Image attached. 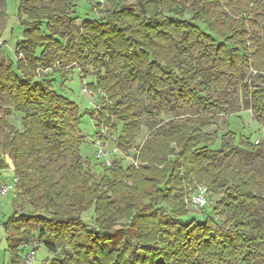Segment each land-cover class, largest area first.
Here are the masks:
<instances>
[{
    "label": "trees",
    "instance_id": "obj_1",
    "mask_svg": "<svg viewBox=\"0 0 264 264\" xmlns=\"http://www.w3.org/2000/svg\"><path fill=\"white\" fill-rule=\"evenodd\" d=\"M184 1L115 0L104 7L105 2L98 18L83 13L78 24L74 7L18 0L22 40L14 65L0 59V94L7 92L0 113L2 106H8L7 115L9 107L21 113L22 131L0 117V133L7 129L9 136L0 153L12 156L30 210L12 211L2 224L10 264H21L20 246L33 234L51 252L61 244L71 251L41 264H255L264 253L256 185L244 171H219L215 163L226 155L209 149L204 125L172 126L138 151L136 168L124 169L114 159L97 180L80 157L78 104L39 75L38 69L58 73L70 65L82 77L92 71L95 80L87 87L99 93L94 101L100 110L89 115L95 128L103 124L108 131L115 129V117L124 144L135 136L140 116L127 92L131 87L158 109L185 104L206 113L226 111L211 99V85L228 92L249 87L252 109L264 117V41L251 36L249 18L253 12L264 23L262 2L199 0L186 18ZM248 63L259 84L242 82ZM194 183L207 187L209 201L210 192L219 198L208 205L211 215L185 221L190 212L184 199ZM88 211L94 226L82 218Z\"/></svg>",
    "mask_w": 264,
    "mask_h": 264
},
{
    "label": "rangeland",
    "instance_id": "obj_2",
    "mask_svg": "<svg viewBox=\"0 0 264 264\" xmlns=\"http://www.w3.org/2000/svg\"><path fill=\"white\" fill-rule=\"evenodd\" d=\"M114 1L108 0L104 7ZM198 1H184V16L186 18L191 15V10L198 6ZM253 1L257 3L261 1L259 13L264 12V0ZM53 2L57 6L74 7L78 12L76 15L78 24H81L84 18L83 13H86L92 19H96L100 15V10L103 9V6H96L97 0H53ZM128 2L133 3L134 0H128ZM17 5L18 0H0V45L5 42L0 59L12 65L16 61L15 46L22 40V26L19 24ZM238 6L235 5L234 8ZM224 10L227 15L235 19V14L230 9L224 7ZM249 18L254 23L251 29V36L263 43L264 23L261 22L259 15L253 12L249 15ZM193 58L194 56L189 55V59L186 58V60L193 64ZM38 70L39 75L52 80V84L58 93L65 95L78 104L80 114H82L80 130L84 136L79 149L80 157L82 160L89 162V165L85 166L86 170L95 179L99 180L103 175L104 167L94 157L95 147L87 139L96 130L95 121L89 115V112L92 111L90 100L92 98L99 100L100 96L99 93H93L87 87L89 83H93L95 80L92 71L86 77H82L80 70L73 65L65 67L58 73L51 69L47 71ZM242 70L243 74L241 76L244 84L248 85L253 81L257 84L260 83L249 63L248 66H243ZM247 88L248 92L243 90V88L235 86L232 91L228 92L220 90L218 87L214 88L211 85V99L221 105L223 109H226L223 112L215 110L212 113L202 112L185 104L174 108L166 105L158 109L157 103L146 96H140L135 93V87L128 88L127 92L137 104L135 111L140 112L136 134L129 144L120 143L118 138L121 136L122 124L112 116L111 122L115 125V129L108 131L106 146L109 148L116 146L118 148L117 159L121 160L123 168L126 169L131 165L134 166V162L138 165L139 163L136 160L138 151L143 146H146V144H149L152 138H160L161 134L168 133L172 126L180 123L195 126L204 125L203 132L210 141V144H208L209 149L214 151L220 150L226 155L223 160L220 159L215 163L216 166L221 168V170H218L221 173H224V170L227 172L231 170L244 171L254 181L256 185L254 195L257 199L256 214L261 218L264 225V117L257 116L252 109V98L249 87ZM0 97L6 99L7 92L2 95L0 94ZM7 107L2 106L1 119L5 124L12 126L18 131H22L20 124L22 114L13 111V108L9 107L12 112L7 115L4 113ZM7 131L5 129L0 133V150L7 139H9ZM223 144H226L228 149H224ZM247 144H251L252 147H249ZM0 160L5 167L2 171L0 170V185L11 186L5 195L0 196V264H10L11 255L7 235L2 224L12 211H29L30 200L20 186V180L13 168L12 156L9 153H0ZM54 171L58 176L62 172L59 166H55ZM14 180H16V186L13 189L12 182ZM209 197L210 201L215 202L219 198V194L210 192ZM184 203L190 212V215L184 218L185 221H188L190 217H196L200 220L205 215H211L210 206H207L205 210H194L188 207L186 197ZM82 218L88 225L94 226L95 216L92 211L83 213ZM44 241L45 239H38L36 234L26 239L18 252L21 264H23L24 256L28 249L37 250L32 264H41L45 259L57 256L61 257L71 252L69 247L63 244L59 245L54 252H51L44 246ZM255 264H264V253L262 256L256 257Z\"/></svg>",
    "mask_w": 264,
    "mask_h": 264
},
{
    "label": "built area",
    "instance_id": "obj_3",
    "mask_svg": "<svg viewBox=\"0 0 264 264\" xmlns=\"http://www.w3.org/2000/svg\"><path fill=\"white\" fill-rule=\"evenodd\" d=\"M106 0H97L98 6H103ZM86 91V90H85ZM87 93V92H86ZM91 99V98H90ZM90 104L92 106V112H97L100 110V105L97 104L94 99L90 100ZM108 138V128L105 125H100L94 133L87 137L88 141L95 147L94 157L101 162V165L105 168H108L112 165L114 159L118 157V148L114 147H107L106 146V139ZM257 143V142H256ZM137 163L134 162V166ZM16 186V180L12 182V188L14 189ZM11 188L8 185H0V196L6 194V192ZM187 205L194 210H200L204 207H207L210 204L208 199V189L203 184H196L194 183L192 186L188 188V192L186 195ZM36 250L35 249H28L24 256L23 264H32V260L35 256Z\"/></svg>",
    "mask_w": 264,
    "mask_h": 264
}]
</instances>
